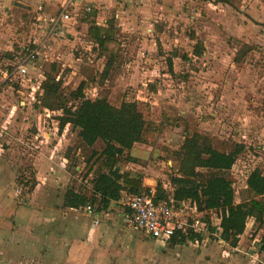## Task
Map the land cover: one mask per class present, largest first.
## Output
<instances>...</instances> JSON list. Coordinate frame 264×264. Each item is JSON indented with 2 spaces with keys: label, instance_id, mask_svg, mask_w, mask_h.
Masks as SVG:
<instances>
[{
  "label": "rangeland",
  "instance_id": "rangeland-1",
  "mask_svg": "<svg viewBox=\"0 0 264 264\" xmlns=\"http://www.w3.org/2000/svg\"><path fill=\"white\" fill-rule=\"evenodd\" d=\"M97 11L100 21L113 23L107 48L82 34L73 46L48 40L46 55L31 70L35 78L41 73L60 80L67 105L75 107L79 101L71 100L70 92L82 82L86 98L105 97L114 106L140 102L145 119L160 126L159 134L134 146L133 156L128 154L134 161L122 157L117 165L142 175L147 189H172L170 176L179 170L175 154L187 134L198 132L223 151L244 141L247 148L228 178L237 189L236 201L248 199L240 192L243 177L255 168L264 172V0H109ZM30 15L9 7V0L6 7L0 4L2 49L34 32L36 14ZM197 42L205 48L201 55L193 54ZM60 50L67 56L59 58ZM109 58L113 64L103 77ZM17 90L7 89L0 98L4 201L37 206L45 198L62 199L68 189L90 197L93 173L101 165L92 152H100L103 143L84 146L71 125L60 132V111L43 107L39 94L32 100ZM162 113L169 117L163 123ZM33 186L41 188L34 192ZM92 207L98 210V203ZM105 215L94 220L102 229L92 264H264V216L261 222L247 221L235 250L212 234L187 244L161 243L125 225L120 213Z\"/></svg>",
  "mask_w": 264,
  "mask_h": 264
},
{
  "label": "trees",
  "instance_id": "trees-1",
  "mask_svg": "<svg viewBox=\"0 0 264 264\" xmlns=\"http://www.w3.org/2000/svg\"><path fill=\"white\" fill-rule=\"evenodd\" d=\"M109 22L107 28L93 23L89 27V34L100 49L107 48V43L112 39L113 23ZM204 49L203 43L197 42L193 54L201 55ZM112 64L113 59L109 58L104 66L103 77L108 74ZM168 70L173 72L171 61ZM41 89L43 107L62 114L58 117L60 132L65 126L71 125L78 130L77 135L84 146L91 148L98 141L103 143L100 152H92L91 158L100 160L101 165L93 173L90 197L82 191L68 189L64 195V207L80 208L95 203L108 205L120 200L123 191L135 194L145 189L140 175L132 177L128 172L119 173L117 168L122 157L134 161L128 154L135 144H149L159 134L160 126L145 119L140 102L123 101L114 106L105 97L86 98L85 84L82 82L70 92V99L78 100V105H67L70 101H67L63 93L62 82L49 74L42 82ZM166 118L169 117L162 113L161 123L168 121ZM243 149V145L237 144L229 151L219 150L206 136L198 132L187 134L175 154L179 170L170 176L176 199H191L197 203L199 211L212 210L219 213L220 238L232 247L237 246L248 219L261 222L264 216V172L255 168L249 173L246 188L240 190L249 198L240 201H236L233 182L228 178V173ZM157 197H164L160 185L157 186ZM195 236H190L189 240ZM186 241L184 237L180 240L172 238L170 243L184 244Z\"/></svg>",
  "mask_w": 264,
  "mask_h": 264
},
{
  "label": "crops",
  "instance_id": "crops-1",
  "mask_svg": "<svg viewBox=\"0 0 264 264\" xmlns=\"http://www.w3.org/2000/svg\"><path fill=\"white\" fill-rule=\"evenodd\" d=\"M108 1L109 0H105L104 2H101V0H9V7L22 11L28 15L31 14L30 16L36 14L34 18L36 22L40 17L41 19H49L56 16L67 3L71 9L69 12L71 13L72 20L70 22L71 24L68 26L66 36L60 39L61 42L58 44L62 46V44L70 45L71 43L72 45L70 46H73L79 43L82 34L83 38L98 45L89 34V27L92 23L102 28H107L109 26V20L100 21L99 18L96 17V14H98L97 10L103 9ZM0 4L6 7V0L0 1ZM88 8L90 10H87ZM76 24L84 26L85 33H80L79 30H77ZM34 27V32L31 33L26 41L23 39L24 41L22 42L16 41L14 44H12V42L10 45L8 43L5 47L6 49H2L3 47L1 46L2 42L0 39V57L4 56L3 62L0 60V69H4L9 65V58H12V51L14 49H17L25 43L31 45V48H34V45L38 46L43 39L44 30L36 24H34ZM70 39L73 40L70 41ZM42 47L47 46L44 45ZM45 52L46 51L42 52L41 48L39 49L36 65L42 60V57L46 55ZM67 53L68 51L66 52V50H60L59 55L61 57L59 58L67 56ZM76 62L78 61L76 60ZM245 125L249 128L254 127L249 125L247 121ZM242 138L246 137L243 136ZM239 144L245 145L244 148H247L244 141H239ZM136 145L138 144L134 146ZM134 146L129 151L131 156H133L132 151H134ZM117 168L119 173L128 172L121 171L118 165ZM250 172L243 177L244 184L241 186L242 189L246 188V180ZM130 176L137 177L139 175L130 173ZM140 176L142 177L143 188L147 189L144 185L145 179L142 175ZM44 179L45 176H42V182ZM157 186L151 188V190L156 192V196ZM38 188L40 190L41 186H38ZM38 188H33V190L35 189L34 192H37ZM162 190L164 191V197L169 194L173 195V187L170 191H166L163 187ZM65 192L63 193L62 199L57 197L45 198L42 202H38L37 206L31 205V202H29L27 206L24 207L12 205L10 199L8 206V203H6L4 198L0 195V264H92L91 257L94 254V242L98 241L100 229H102V224L100 225L99 221H97L99 219L97 218L101 213L106 214L105 217L113 213L118 216V213H120L122 217L125 210L123 200L126 191L122 192L121 199L118 201L111 202L108 205H102L100 208V204H98V210L93 208L92 205L80 208L64 207ZM112 209L114 210L113 212ZM200 212H202L204 220L210 224L208 232L205 235L195 236L193 240H188L185 243L187 244L195 240L200 241L203 237L210 234L217 236V238L222 241L220 238L221 229H219L220 217L218 213L212 210H203ZM95 219L97 220L94 221ZM247 221H249V219ZM214 224L216 225L215 227ZM136 233L140 232L136 231ZM144 237L147 238L146 236ZM168 244L172 245L170 242ZM236 248L237 247H234L235 250Z\"/></svg>",
  "mask_w": 264,
  "mask_h": 264
},
{
  "label": "built area",
  "instance_id": "built-area-1",
  "mask_svg": "<svg viewBox=\"0 0 264 264\" xmlns=\"http://www.w3.org/2000/svg\"><path fill=\"white\" fill-rule=\"evenodd\" d=\"M70 10L66 3L56 16L36 20V25L44 30L43 39L34 48L25 43L12 51L9 65L0 69V97L3 91L14 87L18 88L19 93L24 91L32 100L36 99L37 94H42L41 85L45 74L40 73L35 78L31 70L35 69L39 49H44L42 46H47L48 40L58 41L66 36L72 20ZM232 186L237 194L235 184ZM124 195L122 218L125 225L147 238L169 243L172 238L180 240L184 237L189 240L192 235H205L208 232L210 224L204 220L194 200H178L172 194L158 198L151 189L135 194L126 191Z\"/></svg>",
  "mask_w": 264,
  "mask_h": 264
},
{
  "label": "water",
  "instance_id": "water-1",
  "mask_svg": "<svg viewBox=\"0 0 264 264\" xmlns=\"http://www.w3.org/2000/svg\"><path fill=\"white\" fill-rule=\"evenodd\" d=\"M16 4H18V3H16Z\"/></svg>",
  "mask_w": 264,
  "mask_h": 264
}]
</instances>
